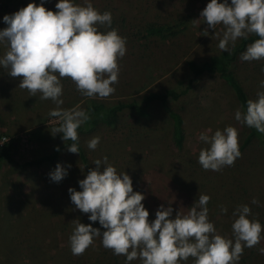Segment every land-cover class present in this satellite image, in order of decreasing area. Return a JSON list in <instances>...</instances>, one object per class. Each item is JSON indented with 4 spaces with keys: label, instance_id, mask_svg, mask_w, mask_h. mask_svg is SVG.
<instances>
[{
    "label": "rangeland",
    "instance_id": "374dc122",
    "mask_svg": "<svg viewBox=\"0 0 264 264\" xmlns=\"http://www.w3.org/2000/svg\"><path fill=\"white\" fill-rule=\"evenodd\" d=\"M32 0H0V29L7 25L5 14L26 7ZM41 0H35L39 5ZM57 0H44L46 9L56 11ZM83 4V0H75ZM100 12L110 11L112 28L126 37V54L118 60L119 78L115 92L107 98L82 96L70 78H63L64 104L62 108L79 105L88 112L111 107L118 102L134 99L151 100L149 114L139 115L129 108L120 112L114 125L99 123L90 132H78L87 155L84 162L79 153L68 151L62 133L52 134L59 126L49 111L56 107L51 100L30 96L20 88V77H12L0 68V131L21 138L15 162L0 165V263L1 264H125L118 263L111 249L104 248L100 238L94 240L82 255L72 254L69 236L75 227L73 220L91 223L88 215L76 209L70 200V187L80 190L83 179L98 158L108 162L118 172L125 171L132 179L133 191L144 194L142 201L149 211L148 219L155 218L160 205L173 208V218L180 209L187 212L199 194L210 196L209 219L217 234L232 238L233 210L248 204L252 215L264 225V147L256 139L244 145L249 128L234 118L241 106L232 87L220 77L205 74L195 81L193 88L179 98L189 84V60L204 64L218 54L215 30L200 19V12L208 0H91ZM199 19V20H198ZM148 22L176 25L178 32L168 38L146 36ZM100 31H106L104 26ZM218 25L216 31L222 32ZM7 46L0 44V55ZM241 54V53H240ZM240 54L232 69L245 87L250 99H256L259 82L264 80V60L241 61ZM162 98L185 119V147L179 149L173 140V121L165 110ZM231 125L238 130L240 157L232 166L220 171L204 170L198 163L201 148L207 145L199 139L201 132L211 128L223 129ZM211 133H209L210 135ZM93 136L100 137L95 150L87 147ZM59 149V150H57ZM59 151L55 161L38 165L27 163L43 155ZM61 164L67 175L59 182L49 173ZM101 170L105 167L100 166ZM256 198L259 203L252 204ZM227 208L226 213L220 211ZM104 229L101 228V231ZM264 239L258 245L244 248L239 264H264ZM130 264H142L139 258ZM181 264H194V258Z\"/></svg>",
    "mask_w": 264,
    "mask_h": 264
},
{
    "label": "clouds",
    "instance_id": "9594fccd",
    "mask_svg": "<svg viewBox=\"0 0 264 264\" xmlns=\"http://www.w3.org/2000/svg\"><path fill=\"white\" fill-rule=\"evenodd\" d=\"M55 9H46L44 0L39 5L32 0L26 7L3 16L7 26L0 29V44L7 50L0 55V68L7 69L12 77H20L18 86L27 89L30 96L39 93V99L56 105L48 115L57 118L59 126L51 133H62L64 141H73L68 151L79 153L77 130L90 115L79 105L61 107L62 79L70 78L84 97H109L118 83V60L126 54V37L111 27V12H100L91 0H83V4L57 0ZM200 19L207 24L205 36L208 28L215 30L213 36L218 38L217 46L223 52H229L237 40L255 35L258 38L247 45L240 60H264V0H208ZM218 25L222 32L216 31ZM100 26L107 30L100 31ZM259 88L256 99L247 100L246 107H238L234 118L264 133V80L259 82ZM199 139L207 145L198 156L204 170L220 171L232 166L241 155L238 130L231 125L214 132L209 128L200 133ZM99 143L100 137L93 136L87 147L95 150ZM93 163L96 167L78 180L80 190L70 187L68 192L76 209L89 214L88 220L98 221L104 230L73 220L69 244L75 256L82 255L99 237L104 248L125 257V264L137 258L142 264H181L190 257L194 264H239L244 248L254 247L264 239V225L249 218L252 211L248 204L233 210L232 238L217 234L208 216L207 194H199L186 213L180 208L174 218L171 203L168 207L162 204L150 221L142 203L144 194L133 191L131 177L125 171L118 172L107 156ZM66 175L67 169L59 163L49 173L55 182ZM251 203L259 201L253 198ZM220 211L226 213L227 208L221 206ZM258 251L264 254V248Z\"/></svg>",
    "mask_w": 264,
    "mask_h": 264
},
{
    "label": "trees",
    "instance_id": "16d2710c",
    "mask_svg": "<svg viewBox=\"0 0 264 264\" xmlns=\"http://www.w3.org/2000/svg\"><path fill=\"white\" fill-rule=\"evenodd\" d=\"M144 30L146 32V36L148 37L158 36L162 38H168L178 32L176 25L161 24L158 22L146 23L144 25ZM257 38L258 37L255 35H250L247 39H239L237 40L234 47H230L229 52H223L220 50L218 54L212 55L204 64H200L193 59L189 60L188 64L191 70L189 84L186 88H184V90H182L180 93L174 94V96L179 98L181 95L188 93L193 88L195 81L207 73L209 75L218 76L227 84H229L234 90L241 106L243 105L246 107V102L250 99V97L245 87L233 71L232 66L237 60L239 54L246 49L247 45L252 43ZM162 100L165 110L168 112L173 121L174 143L179 149H183L185 147L186 141L184 116L179 111L173 109L169 104H167L165 98H162ZM92 102L93 101L90 100L92 106L89 112L90 119L85 124L81 125V127L77 130L78 132H90L102 122L108 125L116 124L119 120L120 112L125 108H129L139 115L146 116L149 114V108L151 106V100L149 97L143 100L134 99L129 102L121 101L108 108H104V106L101 105L98 107V109L95 108V105L93 106ZM2 135H4V133L0 131V137ZM252 139L258 140L262 147H264V133L258 132L255 128H249L244 145L248 144ZM20 142L21 138H12L9 142L0 147V165L3 161L12 163L15 162V155L19 149ZM71 143H73V141H66V145H70ZM78 146L82 159L87 163L88 159L83 146L80 143H78ZM58 155L59 151H56L54 153L40 156L28 162L27 164L40 166L46 161H55ZM114 258L118 261V263H125V257L122 255H116Z\"/></svg>",
    "mask_w": 264,
    "mask_h": 264
},
{
    "label": "built area",
    "instance_id": "2783aa9c",
    "mask_svg": "<svg viewBox=\"0 0 264 264\" xmlns=\"http://www.w3.org/2000/svg\"><path fill=\"white\" fill-rule=\"evenodd\" d=\"M12 138H19V137H13V136L6 135V134L2 135L0 137V147H2L4 144L9 142Z\"/></svg>",
    "mask_w": 264,
    "mask_h": 264
}]
</instances>
